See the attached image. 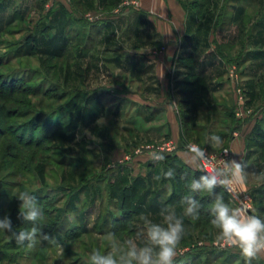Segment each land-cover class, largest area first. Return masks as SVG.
Masks as SVG:
<instances>
[{"label":"rangeland","instance_id":"374dc122","mask_svg":"<svg viewBox=\"0 0 264 264\" xmlns=\"http://www.w3.org/2000/svg\"><path fill=\"white\" fill-rule=\"evenodd\" d=\"M179 2L192 34L191 60L185 61L192 67L175 71L174 81L196 88L188 87L190 94L164 95L175 119H188L181 139L174 141L167 108L158 104L151 114L143 100L159 98L160 86L144 73L157 59L148 52L159 38L134 11L139 0H0V203L11 201L19 211L14 195H35L44 212L43 231L56 241L28 248L0 231V257H5L0 264H89L94 249L110 250L107 233L119 241L137 238L142 214L161 223L162 209L172 206L182 216L181 197L201 174L188 166L175 182L164 179L162 170L179 166L177 152L188 143L199 144L218 160L225 150L233 158L229 139L214 148L209 136H222L225 127L229 132L242 123L248 128L264 116V0ZM72 5L79 11L77 23L66 12ZM113 10L122 13L116 24L110 21L101 37L95 35L97 28L92 30L86 41L91 22L83 16ZM159 45L154 56L162 57L166 48ZM221 72L223 92L213 97L207 87L213 82L209 89L217 88L213 80ZM260 132L258 143L241 156L248 180L240 199L264 218ZM167 143L174 150L164 152V161L147 159L152 147ZM126 187L130 197L124 195ZM216 192L232 206L239 203L221 188ZM196 198L202 214L199 220L183 217L185 235L174 264H246L238 249L215 243L217 230L207 211L214 197ZM251 264H264V255Z\"/></svg>","mask_w":264,"mask_h":264},{"label":"clouds","instance_id":"9594fccd","mask_svg":"<svg viewBox=\"0 0 264 264\" xmlns=\"http://www.w3.org/2000/svg\"><path fill=\"white\" fill-rule=\"evenodd\" d=\"M100 123V121H98ZM208 143L219 148L223 140L218 135H210ZM185 162L200 170L203 174L193 178L188 184V192L181 197L182 216H178L172 206L162 209V222L156 223L148 215L142 214L143 231L137 238L123 241L114 239V233H107L110 250L106 253L94 249L89 255V264H174L177 247L185 235L183 217L199 220L203 205L196 198L198 195L213 196L207 211L211 216L210 223L216 229L215 243L223 248H236L245 259L246 264L264 255V218L257 215L252 205L240 199V191L247 184V162L228 158L225 150L223 157L217 160L199 144L188 143L185 146ZM147 159L153 163L165 160L164 151L150 150ZM176 173L172 168L162 170L164 179H173ZM161 179V176L155 177ZM221 188L229 194L231 200L239 201L236 206L225 201L223 194L217 193ZM19 203L17 219L31 224L30 229L14 231L9 215L0 218V231L11 233L17 245L33 248L40 241L55 245L56 241L43 231L44 212L37 197L29 191H20L14 195ZM147 241L144 246L137 239Z\"/></svg>","mask_w":264,"mask_h":264},{"label":"crops","instance_id":"0c3cea01","mask_svg":"<svg viewBox=\"0 0 264 264\" xmlns=\"http://www.w3.org/2000/svg\"><path fill=\"white\" fill-rule=\"evenodd\" d=\"M139 2L141 3V6L139 7V9H136L134 11L139 12L137 16H139L141 20L147 21V24L150 25L155 32H157L156 34L159 38L153 44V49L148 52L151 56H153V58L157 57V59L154 60V63H152L150 66H146L149 69L147 68L146 71L144 70V73H148V79H151L154 84L160 86V89H158L157 93L159 94V98H146L143 100L147 103V108H152L151 114L156 112L154 108L157 107L158 104H161V109L165 110V108H167V110L169 111H167V125L169 127V133L171 134V139L177 141L178 139H181L182 131H184V128L186 129L187 123L185 122L188 119H175L174 114H172L170 111L171 101H169V99L167 100L164 95L166 93L169 95V91H172V93L174 92L180 94H190L191 92H188L190 91L188 90V87H190L191 89L196 88V86L193 87L195 83L190 84L189 82H186V85H183L185 88H182L183 86L180 85L182 84V81H174L175 71L179 73L182 67H192L191 64L186 63L187 61L191 60L190 58H188V56H192L190 55V47L188 44V40H190V35L192 34H189L187 11L182 6L181 2H179V0H139ZM67 11L73 16V23H77V21L79 20V11H77L73 5L72 7H68ZM121 14L122 13H120V10H113L110 15L103 13L98 15L87 13L83 16V18L88 22L90 21L91 24H95L94 29L97 28V35L98 37H101L103 34H105L108 23H110L111 21L112 24L114 23L115 25V22H117ZM156 44H160L159 46L162 45V47L166 48V54L164 56H154L160 50H158ZM185 56H187L186 59L184 58ZM223 73L224 72L215 74L217 80L213 81H216L218 83L215 84V86L217 87L215 89L216 91L209 89H214V86H212L213 82H209L208 84L207 90L211 92V95L213 97L218 96L223 92V88H221L223 84L221 80L222 77L220 78ZM200 75H202V73H200ZM244 75L247 76V74L244 73L241 79L242 81L246 78L244 77ZM163 103L165 104L164 107H162ZM220 106L221 104L217 103L216 107L220 109ZM231 115L233 116V114ZM262 122H264V116H259L258 118L254 119L253 124L251 126H248V128V123H245V125L242 123L241 125H239V127L230 129L229 132L227 131L228 127H225L226 132H224L220 137L223 142L224 140L229 139L228 143L233 150V158L241 160V156L244 155L245 150L248 151L252 146H254L252 145L253 143L256 144V142L258 141L257 139H261V135H259V132L261 131L260 133L264 134V130H260L261 125H264L262 124ZM194 129L201 131L203 130V126H196L194 127ZM258 129L260 130L259 132H257ZM184 152V150L178 151L177 158L181 160V162H183L185 165L190 166L185 162L186 158L184 156ZM190 167L194 170H197V168L195 167Z\"/></svg>","mask_w":264,"mask_h":264},{"label":"trees","instance_id":"16d2710c","mask_svg":"<svg viewBox=\"0 0 264 264\" xmlns=\"http://www.w3.org/2000/svg\"><path fill=\"white\" fill-rule=\"evenodd\" d=\"M66 12H67L68 17H69V15L72 16L67 10H66ZM69 18L67 19L68 21H69ZM70 21L73 23V16L71 17ZM94 26H95V24H90L89 27L87 26L88 27V34H87V40L86 41H88V39L90 38L91 31L95 28ZM96 34H97V31L95 32V35ZM29 43L32 44V45H34L33 44V41H29ZM87 106H89V105H87ZM168 156H166V157H168ZM178 163H179V166L175 169L176 170L175 171L176 175L173 178V180H175V182L177 181V179H179L182 176V174L184 173V171L190 170L188 168V166L185 165L183 162H181V160H179V159H178ZM167 166H169V163L167 164ZM194 171L195 172H193V173H197V172L199 173L200 172L201 175L203 174L198 169L197 170H194ZM173 185H174V187L177 188V184L176 183H174ZM1 193L3 194L4 191L0 189V194ZM130 194H131V190L126 187L124 189V195H125V197H130ZM6 214L9 215L11 217V219H12L14 231L19 232L20 229H22V230H24V229H30V227H31V224L30 223L23 222L22 220L17 219L18 208H16V206L14 205V203L11 202V201L8 202L7 205L6 204L4 205V203H0V218H2ZM201 214H202V212H201ZM11 237H12V234H11ZM3 258H5V257H0V261Z\"/></svg>","mask_w":264,"mask_h":264},{"label":"built area","instance_id":"2783aa9c","mask_svg":"<svg viewBox=\"0 0 264 264\" xmlns=\"http://www.w3.org/2000/svg\"><path fill=\"white\" fill-rule=\"evenodd\" d=\"M149 149V148H148ZM152 150H154V147H152L151 148ZM160 149H162L164 152H166V153H171L174 149H173V147H172V145L170 144V143H167V144H164L162 147H159L157 150H160ZM212 156V155H211ZM221 156H222V158H224L223 157V153L221 154ZM214 157H216V156H214ZM217 158V157H216ZM218 160V159H217Z\"/></svg>","mask_w":264,"mask_h":264}]
</instances>
